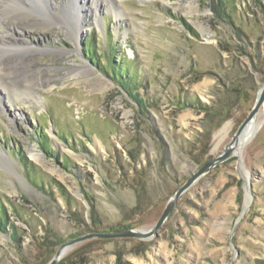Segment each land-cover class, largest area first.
I'll return each instance as SVG.
<instances>
[{
	"label": "rangeland",
	"instance_id": "rangeland-1",
	"mask_svg": "<svg viewBox=\"0 0 264 264\" xmlns=\"http://www.w3.org/2000/svg\"><path fill=\"white\" fill-rule=\"evenodd\" d=\"M83 2L79 48L71 21L72 37L59 21L23 36L41 46L33 57L49 83L0 74L21 88L0 86V264H47L60 240L152 227L232 140L264 83V0ZM58 46L70 52L43 50ZM116 66L135 73L132 94L126 77L105 70ZM258 124L239 155L179 198L157 235L89 239L59 264H264V107ZM32 145L45 162L30 157Z\"/></svg>",
	"mask_w": 264,
	"mask_h": 264
},
{
	"label": "bare ground",
	"instance_id": "bare-ground-1",
	"mask_svg": "<svg viewBox=\"0 0 264 264\" xmlns=\"http://www.w3.org/2000/svg\"><path fill=\"white\" fill-rule=\"evenodd\" d=\"M121 1L122 0H113V4L119 5ZM57 2H62L64 4L61 13L56 12V9L59 7ZM78 3L79 0H0V26H3L5 29V31L0 30V74H8L9 72V75L17 77L18 82L20 76L25 78L26 75L29 76L33 73L34 75H31V77L35 80L34 84L37 86L43 87L47 81L49 83V79L52 80V77H49V75L47 76L46 73L39 75L40 72H44V69L39 67L36 63L37 61L35 62L33 57L35 56L34 54L40 50L41 46L33 42H26L23 36L27 33V31L39 29L42 24H47L50 27H58L59 21L61 25H67L65 28L62 25L66 31V37H72V30L67 24L68 21H71L76 23L78 26L76 29L77 34L75 36V44L79 48L78 40L81 35L80 29L82 20L87 16L90 10L85 2L81 5ZM196 7L195 2L191 1L190 8L197 9ZM183 9L184 8L182 6L181 10ZM117 13L120 14L118 11ZM39 15L40 17H38ZM43 50L53 52L56 50L60 54H67L70 52V50L64 46L54 47L53 49L51 47L49 49L43 48ZM80 65L81 68L87 69L88 71L90 70V65L88 63ZM0 80V86L5 92L8 90L9 94L11 92L16 94L18 90L21 91V88L16 89V87H12V89H10L7 84L2 81L3 78L1 75ZM17 82L16 84L18 85L20 82ZM22 87L24 86L22 85ZM0 102L2 103L1 99ZM262 106L264 107V104ZM260 112L261 110L255 117H253L252 120L248 122L240 135L239 143L236 149L237 153H239L240 147L246 142L248 137L255 131V128L259 127L258 118L260 116ZM38 150L39 149H37L35 145H32L30 146L28 153L31 158L39 162H45V159ZM0 155L2 156L3 154L0 153ZM4 157L5 156L3 155L2 158L5 159ZM249 201L250 200L247 199L245 203L246 206L249 204Z\"/></svg>",
	"mask_w": 264,
	"mask_h": 264
},
{
	"label": "water",
	"instance_id": "water-1",
	"mask_svg": "<svg viewBox=\"0 0 264 264\" xmlns=\"http://www.w3.org/2000/svg\"><path fill=\"white\" fill-rule=\"evenodd\" d=\"M92 63V62H91ZM94 66V64H92ZM264 104V83L259 88L255 103L252 107L251 112L248 117L241 124L235 136L232 140L225 146L224 150L210 159H208L203 165H201L192 175L175 191L172 197L168 200L165 209L163 210L161 216L158 218L156 223L147 229L130 227L125 229H115V230H105V231H90L82 235L71 238L70 240L64 241L60 247L57 249L54 256L50 259L47 264H59L64 256L77 244L94 238H137L140 240H148L158 234L159 230L166 223V221L171 217L174 210L176 209V204L179 198L188 191L199 179L208 174L218 165L226 162L232 157L239 155L236 152L239 137L242 134L244 128L250 120L255 117L262 108ZM256 135V134H255Z\"/></svg>",
	"mask_w": 264,
	"mask_h": 264
},
{
	"label": "trees",
	"instance_id": "trees-1",
	"mask_svg": "<svg viewBox=\"0 0 264 264\" xmlns=\"http://www.w3.org/2000/svg\"><path fill=\"white\" fill-rule=\"evenodd\" d=\"M223 2L224 0H218V2ZM224 3V2H223ZM220 6H221V4H219ZM95 50V47L93 46V48H88V52H89V54H92L93 53V51ZM89 59H92L91 57H88ZM98 59V58H97ZM94 60L95 59H92L91 61H92V63H94L95 65L97 64V62L95 63L94 62ZM123 60H127V59H123ZM96 61V60H95ZM98 64H99V68L100 67H102V68H104V66L102 65V63H101V60H99L98 59ZM128 61H126V63H127ZM125 63V62H124ZM124 65V64H123ZM105 70H106V72L107 73H109V75L112 77V74L114 75V77H112L113 79H115V80H117V78L118 77H120V78H124V77H126V79L128 80V83H126V87L125 86H123L130 94H132V90L133 89H135V84H132V83H130L129 81H130V78H131V74H135V73H132L131 71H130V69L129 68H126V71L125 72H122V75H121V71L119 72V70H118V68H117V66L116 67H113L112 68V71H110L109 69H106L105 68ZM135 98L140 102V104L141 105H143V108H145V105H144V102H143V100H141L140 98H139V94H136L135 95ZM43 135V137L44 138H47L46 137V135L45 134H42ZM48 140V139H47ZM42 148H43V150L45 151V152H47V153H50L51 152V146L50 145H48L47 147H45V146H42ZM23 161H25V159L23 160ZM0 210H2V212L5 214V212H6V210H5V207L3 206V204L1 203V200H0ZM6 225H7V219H4V217H2V215H0V226H1V228L4 230L5 228H6ZM130 227H132V226H119V227H117V228H113V227H110L109 229H111V230H115V229H125V228H130ZM65 240H60V243H59V245H61L63 242H64ZM62 261V260H61ZM60 261V262H61Z\"/></svg>",
	"mask_w": 264,
	"mask_h": 264
}]
</instances>
